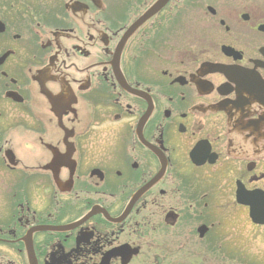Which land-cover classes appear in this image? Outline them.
<instances>
[{
	"label": "flooded vegetation",
	"instance_id": "af4514ba",
	"mask_svg": "<svg viewBox=\"0 0 264 264\" xmlns=\"http://www.w3.org/2000/svg\"><path fill=\"white\" fill-rule=\"evenodd\" d=\"M264 0H0V264H264Z\"/></svg>",
	"mask_w": 264,
	"mask_h": 264
},
{
	"label": "rangeland",
	"instance_id": "374dc122",
	"mask_svg": "<svg viewBox=\"0 0 264 264\" xmlns=\"http://www.w3.org/2000/svg\"><path fill=\"white\" fill-rule=\"evenodd\" d=\"M262 245H264V244H262Z\"/></svg>",
	"mask_w": 264,
	"mask_h": 264
}]
</instances>
